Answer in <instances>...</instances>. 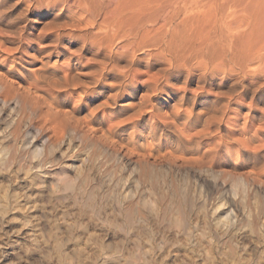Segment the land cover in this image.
<instances>
[{
	"label": "bare ground",
	"instance_id": "obj_1",
	"mask_svg": "<svg viewBox=\"0 0 264 264\" xmlns=\"http://www.w3.org/2000/svg\"><path fill=\"white\" fill-rule=\"evenodd\" d=\"M16 7L21 11L15 12ZM83 146L129 173L138 194H115L117 204H129L122 222L148 225L151 254L157 231L151 225H158V264H169L170 255L176 264L264 262V204L247 201L264 197V0H0V176L15 179L9 167L34 155L38 160L22 167L32 174L24 189L36 186L42 194L47 188L44 195L69 190L81 196L96 174L81 182L70 170L56 177L52 172L55 178L49 183L44 178L61 159L77 174L92 170L101 160L83 155ZM218 154L230 161L233 172L245 171L253 180L243 186L240 203L238 186L233 195L226 194L230 202H222L223 209L208 208L214 189L221 187L208 175ZM69 158L76 163H68ZM157 172L165 174L160 183L170 193L163 206L154 194L158 189H152ZM176 180L182 182L179 189ZM183 181L201 186L200 204ZM6 186L0 190L7 192ZM148 188L152 196L146 216L140 205ZM18 195L5 196L0 211L10 206L20 210V198L25 206L30 202ZM86 197L73 200L86 210L103 205ZM208 231L210 247L221 244L214 256L208 253ZM195 234L206 237L205 245ZM60 240L52 242L57 254L66 245ZM149 256L145 264H153Z\"/></svg>",
	"mask_w": 264,
	"mask_h": 264
},
{
	"label": "rangeland",
	"instance_id": "obj_2",
	"mask_svg": "<svg viewBox=\"0 0 264 264\" xmlns=\"http://www.w3.org/2000/svg\"><path fill=\"white\" fill-rule=\"evenodd\" d=\"M13 10L15 12H16V10H18V12H19V11H21V8L16 7ZM221 132L222 133L225 132V128H222ZM82 149H84V150H82ZM82 149H81V151H83L82 152L83 155L89 154V156H91V154H92V156L95 157L96 155L99 154L98 153L99 151L96 149L94 150L93 148H91L92 152L90 150H88L89 148H87V147L85 149V146H83ZM14 150L11 149L10 153L8 154V155H10L9 157L13 156L12 151L14 152ZM94 153L95 154L97 153V154L95 155ZM25 154H27L26 156H28V153L25 152ZM222 155H223V153H222ZM33 156L34 155L31 156V159H29L30 157H27L24 161H21V164H19L20 162H17L18 163V165H17V163L15 162L14 163L15 166L12 164V166L9 167V169L11 168L10 169L11 175H13V174H14V176L16 175L17 176L16 178L19 180H17L16 178L14 179V177L11 180H9V179L3 177L2 175L0 176V185L2 184L0 186L1 188L2 187L6 188L7 187L6 185H8V184L10 185L8 187L9 189L7 191L8 194L6 191H2L3 188L0 190V195H1L0 201L4 200L7 197V195L11 196V195H15V194L21 195L22 198L26 195V198H27L26 201H30L27 203L28 205L26 204V206H27L26 207L24 204L25 200L20 198L21 204H23L22 207H24V208L21 207V209L18 210V209H15L14 207L10 206V208L9 207L7 208L5 213L0 211V213H1L0 214V264H92L94 261H95L94 262L95 264H101V263L102 264L103 263L104 264L105 263L106 264H115V263L116 264H145L146 263V260L144 259L145 255L149 256L151 254V253H149V249H148L149 244L147 241V237L149 236V235H147L148 225L145 226L146 224L142 223L143 221L142 222L136 221L135 223L133 222L134 225H133V223L128 224V225H127V223H123L124 222L123 219L125 217L124 216L125 215L124 209H126L124 207H126V205L128 206L129 204L128 203H125V204L122 203L124 205L117 204V198L120 197L122 194H124L125 191L131 190L133 192L134 191L136 192V188H134V185L131 183V181L129 179L130 176H129V173L127 172V170L122 169L116 162H113L114 160L109 159L110 157L107 156L108 157L107 158L106 156H102V157L98 158V156H99L98 155V156H96L97 162L99 160H101V161H99L101 163L98 162L97 164H95L94 165L95 167L94 168L92 167V170H91V168H89V170H87V169L85 171L82 170L83 172L77 174L72 166L64 165V163H63L64 160L61 159L56 163V165L52 166L53 168L51 167L48 169L49 172H51V173H50V175H47L46 178H44V180L45 181L47 180L48 183L51 180H53L57 176L56 175L57 172H59L61 170H64L66 172H69V170H70L69 173L72 174V176L76 175V177L79 179V180L77 179L79 182H81V179L86 177V175H88V174L91 177L95 176V174H96L95 177H96V180L99 181V183H97L98 181H96V180L95 181L93 180V182H92L91 179L89 180V182H86V184L88 186L85 185L86 191H84V194L81 193L82 197L80 195H77V194H75V195L72 194V191L70 192L69 190H68L69 192L68 191L64 192V194L67 192L69 193L70 196L69 197L67 196L68 198H66V195H68V193L64 195L61 193L62 191H56L55 194H54V192L48 191L50 194H45L46 195L45 196L44 193H47L46 192V190H48L47 188L44 189V192H41L42 194H40V192H39L40 190L36 186H34L32 188V190L24 189L29 184L28 181L30 180V178H32V174H31V172H29L31 175L29 173L25 174V172H24L25 169L22 167L24 166V164H28L29 163L28 161H30V160H33V162H36L37 158H35ZM33 158H35V159H33ZM69 159H68L69 160L68 163H76L75 161L73 162V160L71 158H69ZM105 161L108 163H106ZM215 161H216V164L214 167H212L213 169L208 168V175L212 180H216L221 187L217 192L213 188L214 193L208 200V208H211V207L218 208L219 206H220V208H222L223 207V206H221L222 202L224 203L225 206L226 205L228 206L230 201H229V198H226L225 196H226V194L233 195V192H235V189L237 186H238L237 187V189H238L237 194L239 196L236 194L237 195L236 200H237V202L240 203L242 201L241 198L243 195V193H242L243 186L244 185L247 186V184H248L247 179L250 182H252L253 180H251L249 177H247L245 171H243L242 173L233 172L232 167H231V163H230V161H227L225 156L223 158V157L219 156V154H218L217 157L215 158ZM9 162H11V161H9ZM23 162H25V163H23ZM57 165H59V167ZM97 166L101 170L100 169L98 170ZM100 166H102V167H100ZM17 167H20L21 169H18ZM12 168H13V171H12ZM16 168L18 169V171ZM20 170H22V171H20ZM55 170H56V172H55ZM97 170L99 171V173L97 172ZM52 172H53V175L55 177H53ZM91 172H93V173L91 174ZM84 173H85V176H84ZM5 174H6V172H5ZM28 175L31 177H29ZM154 176H153L154 177L153 182L154 183L156 182L157 184L153 183L154 185H152V189L156 186V188L160 192H161V189L165 190L166 189V188H164L165 184L160 183L162 181L161 178H164L165 174L163 172H159V173L157 172L154 174ZM156 176L158 177V179L159 178L160 179L157 180ZM20 177H21V179H20ZM126 177H128V179H126ZM166 178L168 179V181L172 180L170 178V175H167ZM125 180H126V182H125ZM186 182H187V185L189 186L190 182L189 181H183L184 184H186ZM33 183H35V182H33ZM121 183H123V184H121ZM125 183L126 184L128 183V184L126 185ZM158 183H160L159 186H158ZM181 183L182 182H178L177 180L175 181V183L173 182V184L175 186L174 188H176V185H177L178 188H176V189H179L181 187ZM99 184H102V185H99ZM191 184H190L191 187L189 186V188L193 191V193L196 194V196H194L195 197L194 200H195V202H199L198 204H200L201 201L199 198V194L201 193L200 192L201 186H198L200 188H198L196 186V188H198V189H196L194 187V184L193 183H191ZM92 185H93V187L95 186L94 187L95 190L93 191V189H92L90 192V188H92ZM125 185H126V187H125ZM222 185L225 187L223 188ZM263 185H264V183H263ZM99 187H101V189ZM161 187H163V188H161ZM153 190L156 191V192L154 191L155 192L154 194H156V193L158 194V195L156 194L155 197L156 196L158 198L160 197L159 203L161 206L168 204L169 199H170V193L168 191H166V190H165L166 192L162 191L161 196L163 194H165V195L168 194L167 197L165 195H163V198H162L161 196H159L160 192H158L156 189H153ZM22 191L26 194L23 193L24 194L23 195ZM88 191H89V193H88ZM149 191H150V188L145 190L143 192L144 194L142 193V195L145 198L142 196L143 201L141 202L142 204L140 205V209H141L142 213L145 214L146 216H148L150 214L149 210L147 209L148 203L146 202V201H149L150 200L149 198H151V196H152L151 195L152 192H149ZM29 193L31 196L29 195ZM34 193H36L38 195H36ZM93 193H94V195H92ZM117 193L119 194V195H117L118 197L115 195ZM27 194H28L29 198H28ZM137 194H138V192H136V195ZM19 195H18V197H19ZM39 195H42V196H39ZM84 195H86V196L91 195L93 198L96 197V199H99L103 202V205L95 206V208L91 207V209L88 208V210H86L85 209L86 206L84 204H82L80 202H75V200H73L75 198L80 200V198L83 199V197H84V199H87V197ZM48 196H49V198H46ZM56 196H60V197H56ZM62 196L63 197L65 196L64 198H66V199H64ZM139 196H140V194H139ZM54 197L56 198V200H54L55 199ZM114 197H115V199H114ZM220 197H224V199L222 198L223 200L222 199L220 200ZM59 198H61V199L59 200ZM62 198H63V200H62ZM138 198L139 197L137 196V199ZM47 199L50 200V203ZM137 199L136 198L133 199L134 202H132V205L137 206L136 205ZM147 199H149V200H147ZM161 199H163V200L161 201ZM35 200H37V201H35ZM40 200H45V201H43L45 203H43L42 201L40 202ZM51 200H53V201H51ZM71 200L76 204L78 203L77 204L78 206L76 204H73V202ZM113 200L116 201L115 202L116 204L114 203ZM165 200H167V201H165ZM34 201L36 203H34ZM46 201L49 204H47ZM107 201H108V203H107ZM247 201L252 206H254L255 204L260 205V203L264 204V197L261 196V197L257 198V201L255 202V199L249 196ZM161 202H163V203H161ZM165 202H166V204H165ZM234 202H236V201H234ZM109 203H110V205H109ZM111 203L114 206H112ZM104 204H106L107 206L104 207L105 206ZM144 204H145V206H144ZM81 206H82V208H81ZM115 206L117 208H119V210H117V208ZM34 207H35V209H34ZM113 207H114V209H116L115 211H114ZM95 209L96 210L98 209V213ZM85 211H87L89 214L92 213V211H93V213H92L93 215L92 214H90L91 216L89 214L87 215V213ZM117 211H118V213L116 214ZM79 212H81V214H79ZM113 212H115L117 217H119V215L122 213L120 215L121 217H119V219L121 218L120 219L121 221L115 216V214ZM82 213L83 214L86 213V215H82ZM96 213L99 215H97ZM122 216H124V217H122ZM210 216H211V211H210ZM210 216L208 215V217L210 219L208 226H210L212 228V230L215 231L214 224H213V221H212ZM122 223H123L125 228H123ZM117 224H120V227ZM151 226L152 227L154 226L153 231L154 230H157V231H154L155 241H153V247H152V249H150V251L151 252L154 251V253L152 252V254H151L152 256H149V257L152 259L153 264H158L157 261L160 259L158 257L159 256L158 251L160 249L158 247L159 244L156 243L157 242L156 241V233H159L160 231H158L159 230L158 225H157L158 229L156 228V223L152 224ZM122 228H123V230H122ZM53 230H54V233H53ZM57 230H58V232H57ZM198 231H199V229L197 230V232ZM55 232L57 233V235ZM173 232H174V230H170V232H167L169 234V238H171V240H172V242H171L172 244H174L173 240L175 239L173 236L174 235ZM51 233H53V234H51ZM54 235H55V241L53 240ZM50 236H51V238H50ZM59 236H61L62 238ZM56 238H57V240H56ZM60 238H61V240H60ZM63 238H65L67 242ZM195 238H196V240H199L202 245H205V243H206L205 238L206 237L203 236V234H195ZM62 239L64 242L62 241ZM58 240L62 241L63 245L66 244L63 247V248H65L63 250L64 252L62 251L63 253H59L57 250V252L60 255L62 254L61 256H59V254H57L54 251V249L55 250L57 249V246H56V248H54V247L57 244ZM96 240L98 242H99V240L100 241L102 240L104 243L99 242V244L102 245L101 246L98 244V242H96ZM43 241H45L46 245ZM52 242H55V245H54V243L52 244ZM38 245H39V247H38ZM43 245H45L46 247ZM216 245L221 246L220 243L213 242L212 247H210L211 242H210V235H209V231H208V253H211L213 256L216 254V252H215ZM51 246H52V248H51ZM99 246H101V248H102L101 250H100ZM33 247H34V252H33ZM42 248L43 249L47 248V249H45V251H44ZM49 248H50V251H49ZM199 248L202 249L201 246L198 247L197 249H199ZM40 249H42V250H40ZM135 249H137V250L135 251ZM209 249L211 250V252L209 251ZM37 251L39 253L40 252L41 253L39 254ZM46 251H48V253ZM44 252H45V254H44ZM65 252H67V254ZM135 252H136V255H137V253H138V255H137V257H135L136 259L134 258V260H133L132 257H134ZM55 253H56V255H54ZM64 253H65V255H63ZM153 255L156 257H154ZM208 255H210V254H208ZM61 257H62V259H61ZM45 258L48 260V262ZM106 259H108L110 261V263H107ZM208 261H211V259H208ZM259 261H261V258H259ZM168 263L169 264H176V262L174 261V258L171 255L168 258ZM261 263L264 264L263 261H261L260 264Z\"/></svg>",
	"mask_w": 264,
	"mask_h": 264
}]
</instances>
